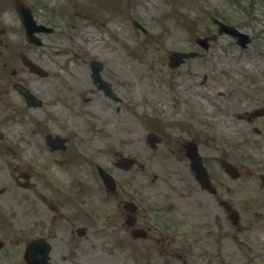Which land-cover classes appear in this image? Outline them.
Listing matches in <instances>:
<instances>
[{
    "label": "rangeland",
    "instance_id": "1",
    "mask_svg": "<svg viewBox=\"0 0 264 264\" xmlns=\"http://www.w3.org/2000/svg\"><path fill=\"white\" fill-rule=\"evenodd\" d=\"M25 1L32 5L37 22L54 30L38 33L43 46L27 42L13 0H0V49L14 57L0 79V184L12 180L16 185L12 174L23 171L26 162L31 167L38 162L49 168L45 172L53 175L48 182L54 189L66 192L64 184L70 186L78 179L89 191L84 200L80 197L84 219H109L116 210L115 201L105 199L102 187L99 191L93 160L82 159L75 165L65 160L63 152L50 154L45 145L47 131L62 130L72 143L73 139L83 143L87 153H95L101 163L114 169L120 183H128L140 199L146 173L158 174L160 180L154 186L162 194L156 201L160 205L175 200L174 177L183 167L177 136L213 135L228 149L231 161L258 171L256 177L246 172L243 179L231 181L226 197L240 219H253L255 233L264 243V130L255 133L240 117L246 109L264 106V0ZM214 16L248 33L251 42L241 47L236 38L223 33L209 40L207 48L201 46L198 36L217 32ZM134 19L146 33L135 27ZM172 50H195L198 55L173 67L169 62ZM20 51L48 75L29 71ZM92 59L104 63L103 77L113 84L121 101L96 87ZM14 80L30 86L43 98V105L28 106L12 88ZM157 120L162 121L169 139L152 149L146 136L150 130L160 131ZM256 124L264 127V118ZM250 129L253 136L246 134ZM95 140L102 149L111 146L136 156L146 167L118 170L114 152L100 155L92 149ZM207 145L203 144L206 151ZM36 170L29 172L31 180L40 175ZM176 207L167 208L166 215L174 218ZM212 211L221 212L216 202ZM68 212L72 214L71 206ZM255 249L264 253V244Z\"/></svg>",
    "mask_w": 264,
    "mask_h": 264
},
{
    "label": "flooded vegetation",
    "instance_id": "2",
    "mask_svg": "<svg viewBox=\"0 0 264 264\" xmlns=\"http://www.w3.org/2000/svg\"><path fill=\"white\" fill-rule=\"evenodd\" d=\"M257 107L245 110L240 117L260 133L264 127L255 125L264 116L249 120ZM246 134L252 136L250 131ZM190 138L196 139L201 149L209 184L203 182L187 155L188 138L180 136L178 157L183 167L174 177V204L156 202L162 194L147 175L136 219H84L86 213L79 203L80 197L85 199L86 190L80 184L63 192L38 175L33 181L29 177L17 179L16 185H3L0 264H264V253L255 249V245L264 244L255 233L257 225L253 219H229L230 202L226 197L231 181L243 179L246 172L256 177L257 172L238 163L239 176L233 177L221 164L228 159L226 147L218 142L207 143L206 151L201 140ZM70 139L66 138L61 149H53L49 143L46 146L50 154L63 151L65 160L80 164L85 146ZM92 149H96L95 143ZM106 195L116 199L119 191ZM127 199L135 198L132 195ZM213 202L221 212L212 211ZM176 205L175 217H168L167 208ZM124 213L128 216L132 212Z\"/></svg>",
    "mask_w": 264,
    "mask_h": 264
},
{
    "label": "water",
    "instance_id": "3",
    "mask_svg": "<svg viewBox=\"0 0 264 264\" xmlns=\"http://www.w3.org/2000/svg\"><path fill=\"white\" fill-rule=\"evenodd\" d=\"M17 9H18V11L20 12V15H21L22 19H24L23 21H24L26 24H27V23H30V22H31V15H30V12L27 11V9L25 8V6L23 5V3H22L20 0H17ZM226 28H227L228 31H232L231 28H229V27H226ZM233 32H235V31H233ZM243 42H245V40H244ZM243 44H244V43H243ZM21 90H22V89H21ZM23 91H24L27 95H29L27 89H23ZM104 177H105L106 182L109 183V180H110L109 176H106V175H105ZM111 184H112V181H111Z\"/></svg>",
    "mask_w": 264,
    "mask_h": 264
},
{
    "label": "bare ground",
    "instance_id": "4",
    "mask_svg": "<svg viewBox=\"0 0 264 264\" xmlns=\"http://www.w3.org/2000/svg\"><path fill=\"white\" fill-rule=\"evenodd\" d=\"M90 34H93V32H90ZM93 44H95V42H93ZM8 60V59H7ZM7 62V61H6Z\"/></svg>",
    "mask_w": 264,
    "mask_h": 264
}]
</instances>
